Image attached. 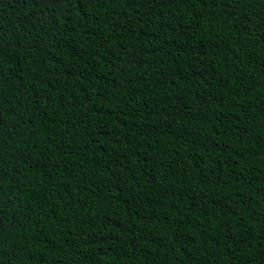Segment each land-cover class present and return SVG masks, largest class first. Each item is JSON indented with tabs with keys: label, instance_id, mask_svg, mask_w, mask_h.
Returning <instances> with one entry per match:
<instances>
[{
	"label": "trees",
	"instance_id": "trees-1",
	"mask_svg": "<svg viewBox=\"0 0 264 264\" xmlns=\"http://www.w3.org/2000/svg\"><path fill=\"white\" fill-rule=\"evenodd\" d=\"M0 264H264V0H0Z\"/></svg>",
	"mask_w": 264,
	"mask_h": 264
},
{
	"label": "bare ground",
	"instance_id": "bare-ground-1",
	"mask_svg": "<svg viewBox=\"0 0 264 264\" xmlns=\"http://www.w3.org/2000/svg\"><path fill=\"white\" fill-rule=\"evenodd\" d=\"M163 44V43H162ZM152 48V47H151ZM121 54V53H120ZM180 55V54H179ZM123 56V55H122ZM125 57V56H124ZM122 59H124V58H122ZM130 59V58H129ZM123 61V60H122ZM126 64V63H125Z\"/></svg>",
	"mask_w": 264,
	"mask_h": 264
}]
</instances>
